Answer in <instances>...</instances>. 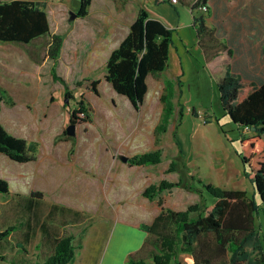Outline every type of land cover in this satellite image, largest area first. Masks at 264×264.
I'll return each mask as SVG.
<instances>
[{
  "label": "rangeland",
  "instance_id": "rangeland-1",
  "mask_svg": "<svg viewBox=\"0 0 264 264\" xmlns=\"http://www.w3.org/2000/svg\"><path fill=\"white\" fill-rule=\"evenodd\" d=\"M38 1H45L46 10L50 15L54 12L59 17H68V19L79 6V0ZM186 13L187 20L190 21L191 15L188 11ZM75 18L76 16L69 21ZM65 23L68 24V22ZM47 39L48 37L39 38L35 43L45 45ZM28 46L30 49H35V44ZM26 48V45L18 43L0 42L1 86L5 82L3 79L7 70L3 64V52L13 49L17 53L25 54ZM45 48L41 50L40 55L45 53ZM170 48L167 68L160 75L163 79H176L178 76L180 85L175 90L173 102L176 107L170 120L169 130L158 136L154 132V127L162 114V104L160 98L158 99V93L155 94L153 90L147 99L150 108L147 110L148 119L145 124H141L138 129L132 128L135 119H132L133 115L130 116V113H133L132 105L125 96L115 92L110 83L104 79L105 65L98 66L91 73L92 79L100 80L99 94L93 91L91 79L83 78L82 74L75 79L69 78V84H67L71 86L72 92L71 97L68 98L61 83L47 81H50L49 63L44 65L43 62L40 63L43 65L42 72L45 73V77L42 74L41 79L47 84L41 86L39 92L36 89L33 90L34 88L28 90L29 92L24 90L22 81L18 79L19 71L15 66L19 64L18 69L27 70L29 69L27 64L16 63L13 68H9V74L12 76L8 78L7 90L12 95L15 105L9 106L6 102L2 103L0 112L2 125L11 134L24 138L35 136L38 132L42 133L47 129V134L40 135L43 147L41 149L40 146L38 155H77L76 163L80 164L79 168L58 167L55 175L54 173L46 177L39 175L40 179L36 176L38 179L36 178L35 182L43 190L42 196L36 198L41 201L43 209L49 206V202L55 201L63 206L76 207L78 211L71 208V211L66 209L63 212H55L58 216L73 217L72 219L78 215L90 221L92 218H101L121 210L120 212L131 216L133 221H144L161 208L158 203L159 198H161L162 206L174 210H184L187 206L201 203V201L206 204L212 203L214 197L204 188L203 197L186 189L185 185L190 181V176H193L191 179L196 185L210 183L221 189L245 190L247 196L254 198L258 205L255 220L259 226L261 225V231L264 233L262 204L253 188V182L245 174L247 168L238 153L239 142L232 141L238 136L237 130L228 129L230 124H226V121L230 118L227 114L223 115L224 112L220 106L217 75L209 70L203 50L198 43L195 28L182 26L174 30ZM34 64L37 65L36 62ZM50 94L56 99V102L52 104L49 102ZM80 99L91 103V108L95 110L93 119L87 120L84 112L86 120L75 118V134L66 133L62 138L56 136L53 144V134L61 130L59 134L61 135L63 130L72 123L70 111L79 107ZM64 112L69 118L65 124L62 119ZM220 124L223 128H220ZM67 139L71 140L70 148H68L69 143H61ZM119 142H122V146L126 149L118 146ZM151 148L162 150L160 163L147 167L129 166L130 156L126 152L132 149L147 151ZM3 155L0 154V161H2L0 177L6 179L5 177L9 176L10 181L6 180L9 182L12 194L0 193V201L10 200L12 202L10 205H18L16 203L21 202L22 197L32 198L31 194L28 197L23 196V184H30L33 178L31 175L23 176L20 177L21 182L12 174L15 169L17 171L16 166L26 174L25 170H30L36 163H21L10 160L7 156V160H3L5 156ZM107 155L115 157L108 159ZM171 161L176 163L174 170L170 168ZM162 179L172 182L181 181L182 185L166 189L153 202H147L145 206L140 205L143 190L150 184H158ZM15 192H19L20 195H15ZM128 193L135 194V198L130 199L127 196ZM129 199L133 200L130 202V207H126ZM10 210L5 212L4 208L0 210V228L2 229L17 224L13 217L16 216V208L13 207ZM95 226L104 228L107 225L100 223ZM19 234L18 232L17 235ZM3 246L2 242L0 252L3 251ZM169 264H175V262L171 261Z\"/></svg>",
  "mask_w": 264,
  "mask_h": 264
},
{
  "label": "trees",
  "instance_id": "trees-1",
  "mask_svg": "<svg viewBox=\"0 0 264 264\" xmlns=\"http://www.w3.org/2000/svg\"><path fill=\"white\" fill-rule=\"evenodd\" d=\"M91 1L79 0L76 17L87 15ZM178 1L183 3L185 0ZM205 1L195 0L192 8ZM204 18L203 14L193 15V27L201 47H204L208 39ZM173 31L161 20L149 17L141 9L127 35L106 60L104 79L115 92L125 96L135 110L140 108L147 93V76L157 77L167 68ZM43 37H48L45 45L35 43ZM0 42L26 45L27 55L37 64L45 59L51 60L53 81L61 83L66 97H71L72 91L66 80L56 71L64 35L51 32L45 1L0 0ZM31 44H35V49L29 48L28 45ZM44 48L45 53L40 55ZM176 79L165 78L163 81L164 91L160 96L163 107L161 118L154 128L156 136L168 130L175 113L173 99L175 90L180 85L179 78ZM99 82V79H91V86L96 94H99ZM217 89L220 106L229 118L251 132L241 134L238 153L247 168L245 174L253 182L264 215V83L258 86L245 83L227 70L217 82ZM3 102L9 106L15 105L12 95L0 85V112ZM89 103L80 99L79 107L70 111V122L76 123L75 118L86 120L77 115L81 111L86 113L87 120L93 119L95 110ZM63 134H66L65 130L57 135L58 138H62ZM39 149L38 141L15 136L0 122V154L24 163L36 160ZM161 155L160 148L149 149L133 154L128 163L135 166L156 165L161 162ZM175 164L171 161V170H174ZM191 178L193 176H190V181L185 185L186 189L201 197L205 189L214 197V201L210 204L201 201L184 210H174L162 206L159 198L161 208L153 220L140 224L149 233L145 246L151 247L152 261L131 256L128 263L169 264L174 260L180 264L178 254L188 252L192 255L194 264H264V233L255 220L258 208L255 199L249 198L243 189H221L210 183L196 185ZM181 185V181L162 179L158 184L147 186L142 194L147 199L154 200L162 191ZM9 189V182L0 177V193H9ZM42 194V191L37 190L31 192L36 197ZM13 229L14 226L11 225L0 230V241L7 238ZM73 256L72 237L65 236L57 241L54 255L43 264H66ZM4 258L5 255L0 253V259Z\"/></svg>",
  "mask_w": 264,
  "mask_h": 264
},
{
  "label": "crops",
  "instance_id": "crops-1",
  "mask_svg": "<svg viewBox=\"0 0 264 264\" xmlns=\"http://www.w3.org/2000/svg\"><path fill=\"white\" fill-rule=\"evenodd\" d=\"M194 1L185 0L183 3L180 1L171 3L168 0L160 2L157 0H92L87 15L76 17L72 21H69L70 18L68 19V17H59L54 12L50 15L49 11L46 10L51 32L64 35L63 46L56 65L58 75H61L68 84L69 78L75 79L82 74L83 78L92 79L91 73L98 66L103 67L106 64L111 51L124 39L131 23L137 17L138 12L143 9L149 17L161 20L167 27L174 30L182 26L193 27L194 14L197 16L199 14L205 15L208 39L204 43V47L201 48L209 70L217 75L216 82L228 70L245 83H252L257 86L264 83V0H206L204 2L208 7L206 11L201 9V4L192 8ZM187 11L191 15L190 21L186 17ZM25 56L27 53H17L13 49L3 52V64L7 69L4 74L3 87L8 88V78L12 76L9 74V68H13L16 63L21 62L29 66L27 70L18 69L19 64L15 66L19 71L20 77L18 79L22 81L24 90L28 91L34 88L33 90L36 89L39 92L41 86L47 84L41 79L42 66L47 63L50 65H48L50 81H47L57 83L51 77V60L45 59L43 65L37 63L35 65L28 56V59ZM163 81L164 79L160 74L157 77L147 76L148 89L144 101L139 109L135 110L132 107L133 113H130V116L133 115L131 116L132 119L135 118L132 128L138 129L141 124H145L146 119H148L147 110L150 108L147 99L153 90L155 94L158 93V99L160 98L164 91ZM68 86L71 88L70 85ZM49 102L51 104L56 102L52 94L49 96ZM222 111L224 112L223 115L227 114L223 109ZM62 119L64 124L69 120L65 112ZM215 119L218 118L215 117ZM226 124H230L228 126L230 131L237 130L238 136L232 140L233 142L236 140L239 142L241 134L251 133L231 119L227 120ZM60 131L53 134V144ZM47 133V129H45L44 132H38L35 136L27 139L38 141L42 149L43 140L40 135ZM61 143H69L68 148H70L71 140H63ZM122 144L119 142L118 146L123 147ZM232 148L235 151L233 146ZM139 152L143 151L132 149L126 153L132 156ZM76 157L77 155H38L36 160L30 161L36 164H33L30 170H25L26 174L16 166L17 171L15 169L12 175L21 182L22 178L20 179V177L32 176L33 180L30 184H23V196L28 197L33 190L43 192L35 182L36 176L46 177L53 175V173L55 175L58 167L70 169L73 166L79 168L80 164L76 163ZM112 157L115 156L107 155L108 159ZM6 158L5 155L3 160H7ZM147 166L145 165V167ZM5 178L9 180V176ZM18 181L15 180V182ZM10 191L9 189V195L12 194ZM15 193V195H20L19 192ZM31 196L32 198L22 197V201L16 203L18 205H10L12 204L10 200L0 201V210L4 208V212L6 210L11 211L10 209L13 207L16 208V216L13 217L17 223L9 236L0 241V244L3 242L4 245L3 251L0 253L5 255L4 259H0V264H43L54 255L57 241L65 236L72 237L74 249V256L66 264H129L128 260L131 256L152 261L151 247L145 246L149 233L143 230L140 224L150 223L160 209L144 221H133L131 216L120 212L121 210L97 218L100 221H96V218L88 221L86 217L78 215L72 219L73 217L55 214V212H63L66 209L71 211V208L78 211L79 209L76 207L63 206L55 201L49 202V206L43 209L41 201L36 196ZM127 196L130 199L135 198L133 193H128ZM142 198L140 205L145 206L147 202H153L144 196ZM130 199L126 207H130V202L133 200ZM133 204L135 205L134 202ZM116 208L119 207L116 206ZM8 217L3 218L7 219ZM100 223H105L107 226L104 228L95 226ZM3 229L0 228V230ZM18 232L19 235H17ZM177 260L180 264H194L193 257L188 252H180ZM174 262L177 264V261Z\"/></svg>",
  "mask_w": 264,
  "mask_h": 264
},
{
  "label": "water",
  "instance_id": "water-1",
  "mask_svg": "<svg viewBox=\"0 0 264 264\" xmlns=\"http://www.w3.org/2000/svg\"><path fill=\"white\" fill-rule=\"evenodd\" d=\"M76 16V13L75 12H72V16L70 17L71 19L73 17ZM66 133L69 134V135H74L75 134V124L74 123H71L69 124L66 129H65ZM123 160H126V158L122 157Z\"/></svg>",
  "mask_w": 264,
  "mask_h": 264
},
{
  "label": "built area",
  "instance_id": "built-area-1",
  "mask_svg": "<svg viewBox=\"0 0 264 264\" xmlns=\"http://www.w3.org/2000/svg\"><path fill=\"white\" fill-rule=\"evenodd\" d=\"M168 1H170L171 3H177V2H178V0H168ZM200 7H201V9L204 10V11H206L207 8H208L206 4H202ZM78 116H79V118H80V117L83 118V117H84V112H83V111L79 112V113H78Z\"/></svg>",
  "mask_w": 264,
  "mask_h": 264
}]
</instances>
